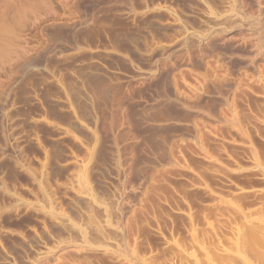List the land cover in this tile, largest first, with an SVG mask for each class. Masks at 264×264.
<instances>
[{
  "label": "bare ground",
  "instance_id": "obj_1",
  "mask_svg": "<svg viewBox=\"0 0 264 264\" xmlns=\"http://www.w3.org/2000/svg\"><path fill=\"white\" fill-rule=\"evenodd\" d=\"M25 1L28 2L0 0V22L11 23L17 17L20 20L26 15L31 16L32 13L27 14L31 12L27 5H33V12L35 3L40 1L32 0L31 4ZM162 1V4L143 9L146 11L142 13L144 20L138 24L134 23L138 17L136 10H123L119 19L123 18L121 21L124 23L108 31L103 47L95 50L94 56L83 64L86 75L74 80L82 103L76 124L90 136L91 143L88 141L89 144L85 145L87 156L76 160L79 170L69 186L73 193L71 207L67 212H56L50 201L44 200V213L51 218L44 235H36L34 242L19 236L12 249L3 251L0 264H89L90 259L98 254L119 258L123 260L120 263L121 260L116 259L120 264L141 262L144 258L135 254L130 243L135 237V215L147 212L150 199L161 207L170 206L172 201L162 194L161 186L170 182L172 177L187 184L190 179L189 189H202L204 183L197 168L189 176L186 170L181 171L187 150L191 149L189 153L196 158L205 155L209 163L204 162L210 164L209 167H223L218 163L219 167H216L215 160L208 157L203 148L208 142L204 144L208 139L206 132H216L220 126L236 129L248 120L247 114L246 119L243 117L244 110L249 108L247 106L251 108L252 101L256 105L254 101L258 97L261 104L258 100L257 107L260 108H256L260 109L264 119V101H261L264 100V0ZM108 2L114 0H90L93 7ZM119 2L126 3L125 0ZM36 6L39 9L41 5ZM35 11V16H38L39 11ZM59 28L52 33L49 31L57 41L63 40L66 33ZM14 41L16 39H12L8 48L5 47L9 43L5 45L4 41L0 46L10 52L9 56L19 54L12 49ZM66 91L64 100L56 102L72 109L71 92ZM228 130L230 132V128ZM61 133L72 134L69 129H62ZM12 150L7 146L1 151L7 153ZM248 151L253 158V149L249 145ZM216 195L212 196L213 201L221 199ZM22 202L16 199V203ZM176 207L173 208L176 213L182 212ZM255 210L264 214V205ZM255 210L252 211L253 216ZM235 211L242 216L243 222L252 217L250 211L246 213L239 208ZM231 217H228L229 223ZM248 227L245 225L244 229ZM239 228H235L236 233H233L237 240L235 236V240L230 237L231 248L217 247L219 254L228 260L225 264H264V230ZM196 235L190 234V249L175 245L178 247L174 250L179 254L176 258L181 255L180 261L184 258L182 262L185 264H202L204 261L203 264H217L212 255L210 257V249L200 243ZM243 236L262 245V250L256 254L258 258H255L258 262L246 254ZM168 241L167 245L171 243L173 247V242ZM196 251L204 257L195 255ZM201 257L203 261H200Z\"/></svg>",
  "mask_w": 264,
  "mask_h": 264
},
{
  "label": "rangeland",
  "instance_id": "obj_2",
  "mask_svg": "<svg viewBox=\"0 0 264 264\" xmlns=\"http://www.w3.org/2000/svg\"><path fill=\"white\" fill-rule=\"evenodd\" d=\"M29 1L30 3H28ZM31 1L25 2L31 4ZM37 1H40L35 3L41 5L39 9L43 6V9H40L42 12H40L34 2L32 3L35 5L34 8L39 11L38 16L37 14L35 16L34 8L32 12L33 5H27V9L31 8L28 10L31 12L27 14H32L20 18L24 22L19 23V17L14 20L15 22H0V46L9 43L5 47L8 48L12 39H16L12 49L17 54L19 52L18 55L11 53L12 56H9L10 52L8 50L6 52V49L4 51L0 47L3 49H0L2 57H0V115H2L0 116V187L2 188L0 189V258L5 251L12 249L19 236L29 238L28 240L34 242L36 235H44L43 233L51 224V218L44 213L46 210L45 203L43 204L44 200L50 201L53 208H56V212L60 210L67 212L70 209L73 193L69 186L79 170L76 160H83L87 156L85 145L91 141L90 136L76 124V118L82 112V103L74 80L86 75L83 64L91 58L95 50L103 47L108 31L116 29L124 23L121 21L123 18L119 19L121 17L119 14L123 10L129 8L133 12L136 10L135 13H138V17L134 23H142L144 20L142 13L146 12L143 9L147 10L162 0H125L128 4L114 0V2L98 4L95 7L90 3V0H85L88 3L84 0ZM162 2L164 4L165 1ZM140 12L141 14H139ZM129 22L132 23V21ZM8 24L11 28H8ZM59 27L63 28V33L66 32L62 37L65 36L63 40L59 38L61 41H57L56 37L50 34ZM4 29L5 31H3ZM13 34H16V37ZM19 47L23 50L18 49ZM5 52L8 55L5 56ZM63 88L67 90L66 92H71L68 94L73 100H71L72 109L57 104L58 101H63L65 98ZM257 101H254L256 105H253L252 101L251 108L247 106L250 109L246 107L247 110H244L243 117L246 119L247 114L249 122L246 123L248 120H244L245 122L242 123L244 126L240 124L236 127L239 132L231 127H228L230 128V132H228V128L221 126L218 128L222 131L216 128V132L214 130L206 132L208 139L204 144L206 145V141H208V146H203V148L206 149L207 156L215 160L216 167L220 165L224 168L209 167L210 164L206 163L208 160L205 155L206 159L201 160L204 158L203 155L200 156L201 158L191 156L193 155L191 152V154L189 153L191 149L186 148L189 150L186 152L187 158L184 157L185 162L181 171L186 170L185 173L189 176L197 168L196 170L200 172L204 183L202 189L199 186V189L194 190L193 188V191L192 187L188 188L190 182L192 183L190 179L188 184L187 182L185 184L172 177L168 186V183L161 186L162 194L172 201L170 202L172 206L170 204L171 207H161L157 201L151 202L152 199H150V206L146 210L148 214L144 211V215L140 213L135 215V237L130 241L131 247L133 246L131 249L136 252V255L142 256V259H146L133 264H146V261L147 264H185V261L182 262L184 258L180 261L181 255L176 258L179 254H176L175 247L178 246L175 245L190 249L191 236L197 233L196 239L210 249V257L212 255L217 264H225V261L228 260L219 254L218 248H223V246L226 247L225 249L231 248L232 240H235L233 237L235 236L237 240V236L233 235L236 231L235 228L244 229L245 225L247 227L249 225L253 229L264 230V214L257 213L255 210L264 205V177L262 176L264 175V119L261 117L260 109H257L260 108L257 107L260 100ZM261 101L264 100L261 99ZM251 109L252 111H249ZM257 111L260 113L258 114ZM62 129H69L72 134L61 133ZM248 145L252 147L253 158L256 157V160L250 158L252 154L248 151ZM7 146L13 150L2 153L1 150ZM192 157L197 161L200 159V161H193ZM185 159L188 160L187 164ZM94 174L92 173V176ZM221 177L225 179L223 180ZM214 195L217 197L219 195V199L223 198V201L221 199L213 201ZM16 199L23 202L18 204ZM176 205L183 213L175 212L173 208ZM170 208L172 209L170 210ZM237 208L246 213L250 211L249 214H252V217L251 220H246L249 221L248 223L245 220L243 222L242 216L237 214L238 211H235ZM254 210L253 216L252 211ZM228 217H231L230 223L227 221ZM191 229H196L193 232L197 233H191ZM214 231L215 233H213ZM244 236L246 237V235ZM244 238L243 240L246 239ZM251 239L247 238L243 241L247 245V251H245L250 259L258 262L255 258H258L259 255L256 257V254L262 250V245ZM165 240H171L170 242L175 244H172L173 247H171V243L167 245ZM196 252L195 255L198 257H204L199 251ZM202 257L199 258L200 261L204 260ZM116 259L119 258L98 254L90 259L92 263L89 264H120L123 261L119 259L120 262Z\"/></svg>",
  "mask_w": 264,
  "mask_h": 264
}]
</instances>
